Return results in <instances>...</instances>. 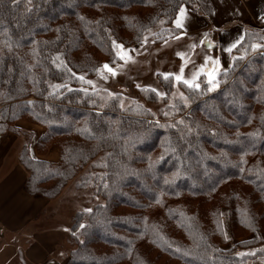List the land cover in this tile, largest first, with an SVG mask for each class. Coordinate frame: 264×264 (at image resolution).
<instances>
[{
  "label": "trees",
  "instance_id": "16d2710c",
  "mask_svg": "<svg viewBox=\"0 0 264 264\" xmlns=\"http://www.w3.org/2000/svg\"><path fill=\"white\" fill-rule=\"evenodd\" d=\"M118 1L0 0V133L20 120L40 124L47 134L39 150L56 145L61 152L54 164L24 150L25 191L55 198L79 167L103 155L106 172L95 177L105 203L75 217L68 264H247L251 256L237 250L257 248L264 233V53L252 49L247 33L231 59L244 47L251 53L230 69L219 66L215 87L179 82L188 105L179 103L176 116L124 110V97L137 98L121 87H134L129 63L138 47L148 46L152 59L155 45L178 37L180 7L199 8L197 0ZM113 41L131 58L116 56ZM106 62L128 75L117 82ZM157 72L169 96L177 81ZM153 90H143L151 102ZM223 209L231 240L253 239L225 248Z\"/></svg>",
  "mask_w": 264,
  "mask_h": 264
},
{
  "label": "rangeland",
  "instance_id": "374dc122",
  "mask_svg": "<svg viewBox=\"0 0 264 264\" xmlns=\"http://www.w3.org/2000/svg\"><path fill=\"white\" fill-rule=\"evenodd\" d=\"M121 2L122 1H120V3ZM73 7L74 5L70 6V8ZM181 7H183V5ZM175 19L174 25L177 27V25L175 24ZM210 31L212 32L210 33ZM213 33L214 31L211 29H207L203 32L192 33H187L180 29V33L175 32L176 36L178 37L170 39V41H168V44H163L160 46L155 45L152 48V51L155 50L156 52V54H154L155 56H153L157 58V60L155 59L156 63L154 62L153 57L152 59H149L150 53L148 52V50L150 48L148 46L145 47L144 45L139 46L137 55L134 56L133 60L129 63V66L132 67L129 75L134 79L132 80L134 87L131 88L132 85L130 86L126 84H122L124 87H121V90L125 92L129 91L131 94L132 92L136 94L137 98H135V95L133 94L132 97H124L125 99L122 103L123 109L128 110L130 109V107L139 108L137 110L149 111L150 114H153L156 118L165 120L167 118L173 117L174 115L176 116L178 113L176 106L179 103L183 102L188 105L186 90L184 86L179 84V82H175L176 84L173 92L169 96H166L159 80V72L157 71L163 70V73H169L173 69L174 74H177L179 73L177 71L178 66H180L179 70L181 69V67H183V77L185 79H191L193 74L198 73L195 82L200 84L208 81V72H212L213 69H215L214 77L216 78V76L218 75L217 69L219 68V66H221L222 69H230L231 67L237 65L236 60L239 61L240 59L244 58L240 57L244 55L247 56L248 53H251V47L250 51L247 50L248 53L245 52L244 47L242 51H240V53L236 55V57L230 59V61L228 62L227 58H222V56L220 55L218 49V41L215 39V34ZM252 34L254 40V47H252V49L254 48L256 50V53H264V50H261L264 49V28L255 29ZM209 38L212 42L215 41L217 43L216 47H212V45L208 43ZM177 53H181L182 56L177 55ZM251 57H253V55L249 56L245 60V63L248 62ZM173 59H175V61H173ZM117 70L119 73L116 71V75H113L114 78H116L115 80H117V82L118 80L123 79L125 75H128H121L124 73L123 71H125L123 65L117 68ZM137 73L138 77L136 78ZM249 78L251 77L247 78L248 81ZM130 83L132 82L128 80V84ZM144 87H151V89H154L156 91L157 97L154 102L149 101V93L143 91ZM250 88L251 87H246V93L251 90ZM115 90L116 92H121L118 89ZM158 93H164V95L161 96L158 95ZM103 97L106 99L105 103H107L110 100L111 95L106 94ZM34 100V97H30L28 99V102L32 103ZM240 112L242 113L243 111L240 110ZM28 125L30 126L28 127ZM11 131L12 132L5 131L4 133H0V156H9L10 163L14 158H19L20 160L21 155L25 149L29 150V154L32 157L31 152L32 145L34 143L36 144L37 152L42 156L47 154L52 148H56L59 151V160L57 162L50 163L56 164L60 161L61 152L56 145H50L49 147L41 148V150H39V141L47 134L46 126L33 124L25 120H20L16 123L15 129ZM38 131L39 138H37L36 140ZM78 169H80L79 172L81 173L75 179L69 181L66 187L63 188L58 195L55 194V198L49 199L43 196L51 204V208L47 210L45 214L46 225H51L53 228H56V235L58 236V238H60V246L57 249L56 262H59L60 260L64 259L65 256H67V264L70 261L71 254L76 249V245L71 239L75 217L78 213L88 212L95 206L105 203L99 195L98 189L101 178H97L95 176H102L105 174L106 156L100 155L88 162L86 165L79 167ZM91 175H94V179L97 178V184L92 180L86 183V181L88 180L87 178L91 177ZM222 216L224 231L228 240H231L232 237H230L231 234L227 209L222 210ZM97 235H99V232H96L95 237ZM253 237V235H248V237L246 238L244 237L238 240H231V243L225 245L224 247L230 249L232 247H235L236 244H239L240 242L253 239ZM257 241H262V243L259 244L257 248H250L245 246L243 247L244 250H237L239 251L238 254L241 257L251 256L247 264H264V256H258L257 254L259 251H264V233L261 238H258ZM47 264H54V260H50Z\"/></svg>",
  "mask_w": 264,
  "mask_h": 264
},
{
  "label": "crops",
  "instance_id": "0c3cea01",
  "mask_svg": "<svg viewBox=\"0 0 264 264\" xmlns=\"http://www.w3.org/2000/svg\"><path fill=\"white\" fill-rule=\"evenodd\" d=\"M197 5L198 14L183 6V26L179 28L187 33L213 30L219 53L228 62L247 33L264 28V0H197ZM31 155L35 160H59L56 148L42 156L35 143ZM9 158L0 156V264H47L50 260L67 264V256L56 262L60 238L56 228L46 225L45 217L50 202L25 191L29 174L19 158L11 163Z\"/></svg>",
  "mask_w": 264,
  "mask_h": 264
},
{
  "label": "snow or ice",
  "instance_id": "6c2138e0",
  "mask_svg": "<svg viewBox=\"0 0 264 264\" xmlns=\"http://www.w3.org/2000/svg\"><path fill=\"white\" fill-rule=\"evenodd\" d=\"M185 14V9L183 7L180 8L179 10V15L177 16L176 20H175V24L177 25V27H182V20H181V17ZM113 45L114 47L117 49L116 51V56H118L119 58L121 59H130L131 57H126L124 55V46L122 44H117L115 41H113ZM233 47H235V45H233ZM230 50V49H229ZM177 55H181V53H177ZM103 70H105L107 73H111L112 75H116V72L115 70L106 62L105 64H103L102 66ZM97 72H100L101 70L100 69H95ZM214 72H215V69H213L212 72H208L207 73V76H208V81L209 83L211 84L212 87H215L216 84L214 82L215 80V77H214ZM166 79L171 75L174 77V79L177 81V82H182L183 84L189 86V87H194V88H199L200 85L199 83H196V79H197V75L198 73L196 74H193L192 78L191 79H185L183 77V67H181L180 69V72L177 73V74H169V73H164L162 74ZM105 79H107V76H104ZM80 79H83V77H80ZM89 84L92 83V81H88ZM155 91V90H153ZM158 95H161L163 96L164 93H158ZM182 95V94H181ZM81 227H83V225H81Z\"/></svg>",
  "mask_w": 264,
  "mask_h": 264
}]
</instances>
